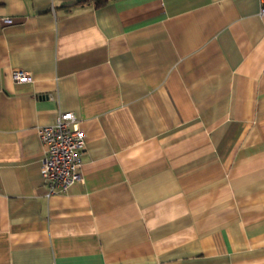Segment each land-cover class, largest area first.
<instances>
[{
  "label": "crops",
  "instance_id": "1",
  "mask_svg": "<svg viewBox=\"0 0 264 264\" xmlns=\"http://www.w3.org/2000/svg\"><path fill=\"white\" fill-rule=\"evenodd\" d=\"M82 1L0 0V264H264L259 0ZM65 112L85 182L48 196Z\"/></svg>",
  "mask_w": 264,
  "mask_h": 264
},
{
  "label": "built area",
  "instance_id": "2",
  "mask_svg": "<svg viewBox=\"0 0 264 264\" xmlns=\"http://www.w3.org/2000/svg\"><path fill=\"white\" fill-rule=\"evenodd\" d=\"M260 16L264 17V0H259ZM12 24V19H6ZM17 83L31 80L28 73L14 71ZM38 135L45 148L41 175L48 196L65 194L75 184H84L81 175L86 142L79 122L73 112L59 113L54 124L38 128Z\"/></svg>",
  "mask_w": 264,
  "mask_h": 264
},
{
  "label": "trees",
  "instance_id": "3",
  "mask_svg": "<svg viewBox=\"0 0 264 264\" xmlns=\"http://www.w3.org/2000/svg\"><path fill=\"white\" fill-rule=\"evenodd\" d=\"M84 2L86 0H83ZM82 1V2H83ZM111 0H91L92 4L95 6V8H102L106 6Z\"/></svg>",
  "mask_w": 264,
  "mask_h": 264
}]
</instances>
